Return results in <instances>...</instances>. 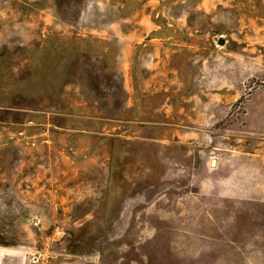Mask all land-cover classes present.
Segmentation results:
<instances>
[{"label": "rangeland", "instance_id": "1", "mask_svg": "<svg viewBox=\"0 0 264 264\" xmlns=\"http://www.w3.org/2000/svg\"><path fill=\"white\" fill-rule=\"evenodd\" d=\"M0 264H264V0H0Z\"/></svg>", "mask_w": 264, "mask_h": 264}, {"label": "crops", "instance_id": "2", "mask_svg": "<svg viewBox=\"0 0 264 264\" xmlns=\"http://www.w3.org/2000/svg\"><path fill=\"white\" fill-rule=\"evenodd\" d=\"M3 257H4V259L7 258V256H3Z\"/></svg>", "mask_w": 264, "mask_h": 264}]
</instances>
